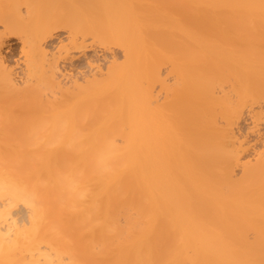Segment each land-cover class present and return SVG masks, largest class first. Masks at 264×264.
I'll return each instance as SVG.
<instances>
[{
	"label": "bare ground",
	"instance_id": "obj_1",
	"mask_svg": "<svg viewBox=\"0 0 264 264\" xmlns=\"http://www.w3.org/2000/svg\"><path fill=\"white\" fill-rule=\"evenodd\" d=\"M0 264H264V0H0Z\"/></svg>",
	"mask_w": 264,
	"mask_h": 264
},
{
	"label": "rangeland",
	"instance_id": "obj_2",
	"mask_svg": "<svg viewBox=\"0 0 264 264\" xmlns=\"http://www.w3.org/2000/svg\"><path fill=\"white\" fill-rule=\"evenodd\" d=\"M57 33H59L61 35V36L59 35V38H62V36L64 35V34L60 33V31H58ZM57 37H58V35H57ZM5 55H6L7 59L11 60V61H9L10 63L14 64L16 61L18 62V60H19L18 58L20 55L19 54V43L16 41L15 38L10 39L9 47H8ZM73 62H74L73 64L75 65V67H83V65H84L83 59L82 58L76 59L75 56H74Z\"/></svg>",
	"mask_w": 264,
	"mask_h": 264
}]
</instances>
